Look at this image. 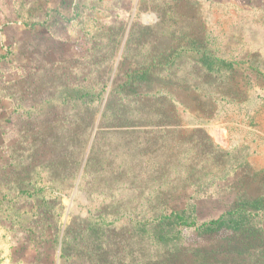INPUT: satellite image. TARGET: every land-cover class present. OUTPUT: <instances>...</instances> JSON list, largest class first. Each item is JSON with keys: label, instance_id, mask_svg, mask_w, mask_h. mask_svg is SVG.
Returning a JSON list of instances; mask_svg holds the SVG:
<instances>
[{"label": "rangeland", "instance_id": "obj_1", "mask_svg": "<svg viewBox=\"0 0 264 264\" xmlns=\"http://www.w3.org/2000/svg\"><path fill=\"white\" fill-rule=\"evenodd\" d=\"M185 1L193 8L192 11L185 8V12L201 16L208 47L215 54L239 62L253 55L264 60V0ZM173 3L174 0H0V56H4L0 59V264H47L46 253L52 244L45 234L52 232L58 233L54 264H61V241L66 228L86 221L101 222L109 228L106 234L112 238L111 258L115 254L117 259L121 256L117 264H146L145 258L154 254V250L134 236L132 230L152 220L160 191L176 192V199L171 202L178 204L183 195L195 194L199 186L189 175H200L184 165L180 171L167 169L166 173H172L173 177L166 181V173L154 165L155 161L163 154H182L183 149L177 144L185 149H198L196 142L189 140L195 134L206 133L237 162L247 163L253 172L264 175V66L259 69L251 66L253 70L248 64L240 66L242 76L250 72L251 77L244 102L219 99L211 117L195 107L179 104L180 124L167 125L149 109V113H143L141 123L135 121L134 125L119 128L128 135L123 145V134L109 135L106 139L109 153L103 156L105 159L111 156L116 173H120L124 164L130 183L110 181L113 172L107 177L84 172L83 166L79 172H70L74 165L68 166L67 158L73 157L75 161L79 158L82 127L69 124L67 117L82 116L86 108L70 99L72 90L67 89V76L58 75L50 80L46 75L48 65L57 62L60 56L61 48L56 50L54 44L60 47L57 42L63 45L66 41L64 49L88 46L89 38L98 33V28L114 26L119 20L128 23V27L134 20L154 23L159 14L153 6H164L165 12L170 13ZM56 10L63 17L44 36L41 25L30 28L22 23V18L29 19L30 24L43 20L47 14L51 18ZM103 42L106 44V40ZM39 57L45 60L43 64L41 59L38 63ZM119 74L117 70L111 82L120 79ZM166 129L175 131L169 134L172 139L181 129L185 142L163 144ZM35 131L43 134L34 136ZM97 131L94 126L86 156ZM51 135L58 141L59 153L55 157L45 151ZM70 135L72 138L68 140ZM146 144L148 153L141 155ZM3 145H7L5 150ZM137 162L143 163L138 166ZM202 172L206 174L205 170ZM228 172L227 178L221 173L215 175L218 178L210 187L214 193L209 195L206 191L199 202L202 218L216 217L229 209L226 204L233 200L229 187L241 171L233 163ZM204 179L200 189L211 185L209 177ZM189 237L185 240L187 244L207 242L194 235ZM73 245L74 258L69 264H91L90 256L95 255L89 254L88 247L80 241ZM34 248L40 251L39 259L33 256ZM184 263L195 264L191 258Z\"/></svg>", "mask_w": 264, "mask_h": 264}, {"label": "trees", "instance_id": "obj_2", "mask_svg": "<svg viewBox=\"0 0 264 264\" xmlns=\"http://www.w3.org/2000/svg\"><path fill=\"white\" fill-rule=\"evenodd\" d=\"M65 1L73 0H60ZM183 2L186 6H182ZM191 6L185 0H174L169 13L165 12L164 6L155 5L153 7L159 14L156 22L143 24L134 20L128 27L123 20L116 21L114 26L98 28V33L89 38L88 46L79 49L74 46L64 49L66 41L64 44L62 42L63 45L57 42L60 47L54 44L56 50L61 48L60 56L56 60L58 63L54 61L48 65L46 75L50 80L58 75L67 76V89L72 90L70 99L86 108L82 116L77 114L75 119L67 117L69 124L76 123L82 127V154L79 151L78 160L63 152V155L72 157L71 160L67 158L68 166L74 165L71 173L79 172L83 166L84 172L92 171L104 177L113 172L110 181L129 182L124 164L120 173H116L111 156L109 159L103 156L109 153L106 142L109 135L123 134V145L128 135L119 128L134 125L135 121L141 123L143 113H149V109L159 114V120L166 125L170 122L180 124L179 104L195 107L203 115L211 117L219 99L237 103L246 100L251 77L250 72L242 76L240 66L248 64L250 68L259 69L264 66V60L253 55L239 62L215 54L208 47L201 16L197 12L190 16L184 10L188 8L192 11ZM50 17L47 14L46 18L32 24L28 23L29 19L22 18V23L30 28L41 25L44 36L63 15L56 10V14ZM3 58L0 56V59ZM37 60L40 64L45 61L40 57ZM117 70H120L121 78L111 82ZM41 74L44 75L43 72ZM113 83L116 85L113 86ZM94 126L98 127V131L86 156ZM70 127L73 131V126ZM180 130H177L174 139L169 134L175 131L164 130L163 144L169 146L174 141L185 142L186 136ZM42 134L41 131L34 132V136ZM193 136L189 140L195 141L198 149H185L177 144L179 149H183L180 150L182 154H163L154 165L164 173L167 169L180 171L184 165H188V168L191 166L194 173L200 174L189 175L188 178L194 179V184L202 186L206 181L204 177H209L211 185L204 187L205 190L196 186L195 194L186 193L178 204L171 202L176 192H159L152 220L132 230L134 236L154 250V254L150 253L145 258L146 264H185L188 258L193 259L195 264H264V175L253 172L247 163L237 162L235 157L214 144L206 133ZM71 138L70 135L68 140ZM57 143L52 136V140L49 138L46 144L45 151L51 157L59 153ZM6 147L3 145L4 150ZM148 150L147 144L144 145L141 155L148 153ZM124 153L127 154L126 151ZM190 153L193 155L187 158L186 155ZM142 163L137 162L138 166ZM233 163L237 164L241 173L229 187L233 193V200L226 204L229 209L216 217L202 218L199 202L204 199L206 191H209V195L214 193L210 187L218 178L215 175L221 173L227 178ZM172 177V173H166L165 180ZM18 185L21 187L20 183ZM105 227L101 222L93 221L75 227L68 225L61 241V264H69L74 258L73 243L76 241L87 246L90 255L96 256H90L91 264H117L121 256L117 259L115 254L111 258L112 238H107L109 228ZM193 235L207 242L187 244L185 240ZM45 237L52 244L46 253L47 264H54L58 233H47ZM27 247H30L29 244ZM32 252L39 259L40 251L34 248Z\"/></svg>", "mask_w": 264, "mask_h": 264}]
</instances>
